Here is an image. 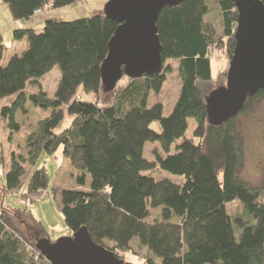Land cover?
<instances>
[{
    "label": "trees",
    "instance_id": "1",
    "mask_svg": "<svg viewBox=\"0 0 264 264\" xmlns=\"http://www.w3.org/2000/svg\"><path fill=\"white\" fill-rule=\"evenodd\" d=\"M81 0H0L16 22H28L45 8L74 6ZM264 3V0H261ZM216 7L220 30L206 20ZM238 11L232 0H184L162 10L158 37L163 70L127 82L106 92L101 66L118 24L96 14L75 21L47 20L43 30L16 28L14 42H25L4 62L8 48L0 35V121L10 128L12 144L20 135L17 112L26 100L36 109L49 111L27 135L26 157L12 150L5 161L0 145V164L5 172L6 192L19 190L42 154L54 155L61 147L78 185L87 192L51 188L45 167L29 177L26 193L31 202L51 193L73 236L86 227L93 241L124 260L138 239L136 257L144 264H264L263 191L242 178L245 166L243 143L235 122L264 99V88L249 97L241 112L222 126L208 120L206 98L215 89L211 51L225 49L232 58L236 46ZM177 63L180 88L172 112L163 115L162 102L149 106L161 94ZM58 65L61 79L53 97L40 90L41 80ZM227 82L228 72L223 76ZM38 92L26 96L29 87ZM94 95L81 101L79 89ZM15 97L10 105L4 100ZM72 121L56 133L66 115ZM158 122L160 131L151 128ZM190 122L192 138L186 137ZM182 139L180 144L177 141ZM158 144L156 159L145 158L146 146ZM175 145V148H173ZM153 153V152H151ZM165 171L177 176H149ZM238 203L243 213L227 211ZM159 214H153L154 210ZM47 237L44 226L29 210L0 211V264H52L38 250ZM139 258V257H138Z\"/></svg>",
    "mask_w": 264,
    "mask_h": 264
},
{
    "label": "rangeland",
    "instance_id": "2",
    "mask_svg": "<svg viewBox=\"0 0 264 264\" xmlns=\"http://www.w3.org/2000/svg\"><path fill=\"white\" fill-rule=\"evenodd\" d=\"M108 1L109 0H81L74 6H69L60 10L58 9L54 14H50V17L48 16L46 21L55 20L70 22L88 18L96 14L105 15V5ZM49 10L50 9H45L42 14L49 13ZM1 11L3 12V10ZM3 14L4 13H2L1 17L2 22L0 24V33L2 34L4 45L8 48L5 54L4 62H8L11 58L10 56L13 55L16 50H19L21 53V50L26 48V41L24 44H18V42H14L13 33L11 32V22L9 23L8 18H6ZM211 18V21H213L214 25L220 30V13L218 9L213 6H211V11L205 19L210 20ZM43 27L36 30L41 32ZM231 59L225 49H212V74L215 86L227 84L223 76L225 73L229 72ZM172 71L173 72L169 75L161 94L156 97L152 96L149 101V106L153 105L154 102H162L164 105V116H168L172 112L180 88V80L178 77V68L176 62H173ZM60 79V68L58 65H56L53 70H51V72H49L41 80L40 90L48 94L49 97H53L57 91ZM126 82L127 80L122 78L119 81L118 86L125 85ZM38 91V88L29 86L25 93L26 96L29 97ZM78 94L81 97V101H94V95L86 93L82 87L79 89ZM14 99L15 97H11L10 99L4 100L1 106L10 105ZM49 113V111L36 109L27 98L24 110L17 112L15 116L16 124L20 127V135L14 138L12 144H10L8 140L10 128H6L5 122L3 120L0 121V145H2L5 149L6 163H10L11 161L10 152L12 150L18 152L19 154H24L26 157L27 151L25 149V140L27 135L36 131L40 119H42L44 116H48ZM71 121V116L67 114L62 126L55 129V132L58 133L68 127ZM235 127L239 137L242 140L243 151L245 154V166L242 172V178L253 188L263 191L261 196L264 201V99L256 102L250 111L240 114L235 122ZM151 128L157 132L160 131V125L158 122L153 123ZM193 128L194 124L193 122H190L186 137L192 138ZM181 142L182 139L177 141L176 144H180ZM158 146L159 145L157 143L147 144L144 154L145 158L150 161L155 160V150ZM173 148H175V145ZM62 152L63 148L61 147L52 156L42 154L34 167L28 166L27 176L23 178L21 188L19 190H13L10 192H6L4 189L5 172L2 164H0V211L2 206L12 210H29L32 215L44 226L47 232V237L52 242H55L62 237H67L70 234L64 217L60 212L53 196L51 193L45 192L41 198H36L31 202L25 201L22 196L26 193L29 177L33 172L42 167L47 169L51 179V188L55 187L58 189H69L83 192L90 190V176L88 177L89 180H87L85 185H78L70 166V162L63 157ZM145 174L149 176L159 175L171 180H177L178 178L177 176L168 172L158 171L156 169L154 171L146 172ZM227 211L232 216L243 213L242 207L235 202L228 205ZM153 214L158 215L159 210H154ZM137 243L138 239L135 238L133 241V250L124 254V260L128 264H144L145 262L142 252H140V255L138 256L139 258L136 257L137 255L134 250H138V246H136ZM157 263L161 264L160 260H158Z\"/></svg>",
    "mask_w": 264,
    "mask_h": 264
},
{
    "label": "water",
    "instance_id": "3",
    "mask_svg": "<svg viewBox=\"0 0 264 264\" xmlns=\"http://www.w3.org/2000/svg\"><path fill=\"white\" fill-rule=\"evenodd\" d=\"M184 0H109L105 16L118 24L101 66L106 92L115 90L124 77L152 76L163 70L162 46L157 21L166 7ZM238 11L236 46L230 61L227 84L206 98L209 123L222 126L237 116L247 99L264 88V3L232 0ZM38 250L52 264H128L95 243L86 227L55 242L45 238Z\"/></svg>",
    "mask_w": 264,
    "mask_h": 264
},
{
    "label": "crops",
    "instance_id": "4",
    "mask_svg": "<svg viewBox=\"0 0 264 264\" xmlns=\"http://www.w3.org/2000/svg\"><path fill=\"white\" fill-rule=\"evenodd\" d=\"M63 9V8H62ZM3 10V12L1 11ZM58 9L56 10H49V13H45V14H39V15H35L33 18H31L28 22L22 24L23 22H16L13 17L12 14L8 8V6L4 5V4H0V24L2 22V13H4L3 15H5L6 18H8L9 23L11 22V28H12V33L16 28H21V27H25V28H33V29H40L41 27H43L44 23L46 22V19L48 18V16L50 17V14H54L55 12H57ZM60 10V9H59ZM47 15V16H46ZM0 35L2 36V34L0 33ZM18 44H24V41Z\"/></svg>",
    "mask_w": 264,
    "mask_h": 264
},
{
    "label": "built area",
    "instance_id": "5",
    "mask_svg": "<svg viewBox=\"0 0 264 264\" xmlns=\"http://www.w3.org/2000/svg\"><path fill=\"white\" fill-rule=\"evenodd\" d=\"M45 9L47 10V9H49V8H45ZM45 9H44V10H45ZM44 10H43V11H44ZM43 11L39 10V11H37V14H42Z\"/></svg>",
    "mask_w": 264,
    "mask_h": 264
}]
</instances>
